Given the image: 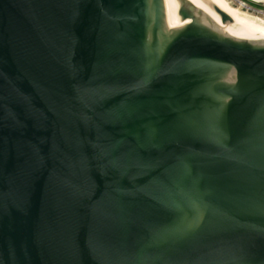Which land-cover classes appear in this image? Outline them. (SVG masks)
Here are the masks:
<instances>
[{"label":"water","instance_id":"1","mask_svg":"<svg viewBox=\"0 0 264 264\" xmlns=\"http://www.w3.org/2000/svg\"><path fill=\"white\" fill-rule=\"evenodd\" d=\"M214 9L0 0V264H264V34Z\"/></svg>","mask_w":264,"mask_h":264},{"label":"bare ground","instance_id":"2","mask_svg":"<svg viewBox=\"0 0 264 264\" xmlns=\"http://www.w3.org/2000/svg\"><path fill=\"white\" fill-rule=\"evenodd\" d=\"M190 2H192L196 7L203 8L206 10H215L214 7H217L225 11L231 18V20L228 21L229 27L231 31L238 37L248 38L253 36H262L264 34V31L261 33H252L246 31L249 29V26H264V23H262L261 21H256L254 23H249V26L240 23V21L236 17H234L232 12L242 16L245 15L240 11L238 7L231 5L228 0H190ZM245 17L249 18L248 16Z\"/></svg>","mask_w":264,"mask_h":264},{"label":"rangeland","instance_id":"3","mask_svg":"<svg viewBox=\"0 0 264 264\" xmlns=\"http://www.w3.org/2000/svg\"><path fill=\"white\" fill-rule=\"evenodd\" d=\"M231 5L238 7L240 11L255 21L264 23V7L256 6L248 0H228ZM255 3L264 4V0H250Z\"/></svg>","mask_w":264,"mask_h":264},{"label":"trees","instance_id":"4","mask_svg":"<svg viewBox=\"0 0 264 264\" xmlns=\"http://www.w3.org/2000/svg\"><path fill=\"white\" fill-rule=\"evenodd\" d=\"M250 3L256 5V6H260V7H264V4H259V3H255V2H252L250 0H248Z\"/></svg>","mask_w":264,"mask_h":264}]
</instances>
